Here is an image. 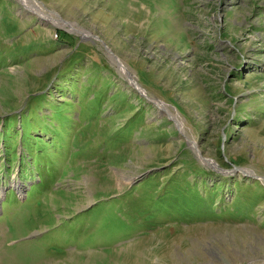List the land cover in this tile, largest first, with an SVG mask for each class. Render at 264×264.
<instances>
[{
	"label": "rangeland",
	"instance_id": "374dc122",
	"mask_svg": "<svg viewBox=\"0 0 264 264\" xmlns=\"http://www.w3.org/2000/svg\"><path fill=\"white\" fill-rule=\"evenodd\" d=\"M0 264H264V0H0Z\"/></svg>",
	"mask_w": 264,
	"mask_h": 264
},
{
	"label": "trees",
	"instance_id": "16d2710c",
	"mask_svg": "<svg viewBox=\"0 0 264 264\" xmlns=\"http://www.w3.org/2000/svg\"><path fill=\"white\" fill-rule=\"evenodd\" d=\"M183 185H184V184L180 185V186H182V187H180V188H181V190H184L183 188H185ZM189 189H190V188H189ZM176 200H179V198H178V197H176Z\"/></svg>",
	"mask_w": 264,
	"mask_h": 264
}]
</instances>
